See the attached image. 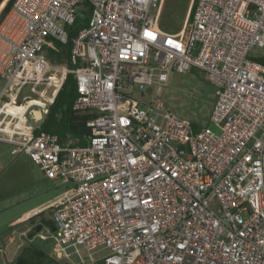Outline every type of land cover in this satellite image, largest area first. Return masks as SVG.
I'll list each match as a JSON object with an SVG mask.
<instances>
[{
	"label": "built area",
	"instance_id": "2783aa9c",
	"mask_svg": "<svg viewBox=\"0 0 264 264\" xmlns=\"http://www.w3.org/2000/svg\"><path fill=\"white\" fill-rule=\"evenodd\" d=\"M164 1L14 0L0 22V141L72 184L37 235L57 259L264 264V63L250 55L264 50V0H191L173 32ZM55 41L69 43L62 61ZM191 70L215 88L217 131L156 96ZM69 73L88 115L80 145L40 129Z\"/></svg>",
	"mask_w": 264,
	"mask_h": 264
},
{
	"label": "rangeland",
	"instance_id": "374dc122",
	"mask_svg": "<svg viewBox=\"0 0 264 264\" xmlns=\"http://www.w3.org/2000/svg\"><path fill=\"white\" fill-rule=\"evenodd\" d=\"M190 5L191 0H165L159 18L161 27L172 32L178 31L183 25ZM1 9L2 7L0 11ZM250 55L264 58V50L254 48L250 52ZM1 86L2 80L0 79V88ZM214 89V86L206 81L203 78L202 72L198 70L183 72L173 71L168 81L158 90L156 96L163 101L169 110L174 111L179 116L187 118L200 126L209 125L213 130L217 131V129L209 123V116L215 102ZM138 95H140V92ZM145 99L147 100L148 98L145 97ZM21 155L22 159L26 158L24 152L21 153ZM14 160L15 159L12 158L10 162H14ZM14 166L15 164H11L8 169L3 168L0 170V183L5 180L7 174ZM35 169H38V167H35ZM15 181L14 186L9 185L8 189L11 190V192L7 195V201L4 200V202L0 203V220H3L5 216L10 220L15 212L19 211L17 209L21 207L22 203H25V205H34L56 194L63 193V191L72 185L70 182L63 183L49 179L38 181V185H36V183L30 182L26 180V178L24 179V176L22 179L16 176ZM52 213V208L45 209L42 214L32 219L33 222H35L34 225L38 224L40 217L45 220H52ZM25 223L27 224L30 222L25 221ZM33 233H36V231L33 230ZM34 239L32 242L28 243L43 251H50L52 247V241L50 239L41 240L38 237ZM100 255L101 252L95 253L96 258ZM84 258V256L80 257L73 254L70 261L61 260V262L64 264H81L80 262H84V260L81 259ZM87 263L88 262H84L82 264ZM0 264H2V262H0Z\"/></svg>",
	"mask_w": 264,
	"mask_h": 264
},
{
	"label": "crops",
	"instance_id": "0c3cea01",
	"mask_svg": "<svg viewBox=\"0 0 264 264\" xmlns=\"http://www.w3.org/2000/svg\"><path fill=\"white\" fill-rule=\"evenodd\" d=\"M11 149V144L5 141H0V170L3 168L8 169L11 164H15V166L7 174L5 180L0 183V203L4 202V200L7 201V195L11 192V190L8 189L9 185L14 186L16 176L20 179L24 176V179L26 178V180L36 183V185H38V181H45L49 179L25 153L26 158L22 159L21 153L23 152L13 154ZM12 158L15 159L14 162H10ZM35 167H38V169H35ZM53 181L60 182L58 180ZM61 194L62 193L56 194L53 197L48 198L45 201L35 203L34 205H25V203H22L21 207L17 209L19 211L15 212L10 220H8L6 216L3 220H0V262H2V264H13L17 255L25 246H33L28 242H32L35 237H38L37 235L40 231L53 229V224L51 226L43 224L46 220L42 217H40L38 220L39 222L36 225H34L35 222H33L32 219L42 214L44 210L47 209L45 206L53 202ZM25 221H29L30 223L26 224ZM39 224L43 225L39 230H36L35 227ZM32 230H35L36 233H33ZM46 253H48L55 260L61 261V259H57L51 255V249Z\"/></svg>",
	"mask_w": 264,
	"mask_h": 264
},
{
	"label": "trees",
	"instance_id": "16d2710c",
	"mask_svg": "<svg viewBox=\"0 0 264 264\" xmlns=\"http://www.w3.org/2000/svg\"><path fill=\"white\" fill-rule=\"evenodd\" d=\"M3 0H0V4ZM14 0H7L5 5L0 11V22L4 19L6 14L12 7ZM86 17H78L74 24L70 26V36L75 31L84 26ZM55 49H50L48 53L56 61H62L66 56V48L69 47V43L62 45L55 41ZM257 59L264 63L263 57H257ZM193 71V70H191ZM78 95L76 79L72 73H69L64 81L61 89L56 95L53 103L49 106L48 113L44 118L40 129L56 134L60 142H64L66 135L69 134L77 141V144L86 143V138L90 132L86 126V120L88 115L77 113L73 109V102ZM194 127L200 125L193 123ZM33 231V230H32ZM68 262V261H67ZM102 264V261L98 259L96 262L88 264ZM13 264H64L61 261H57L52 258L48 253L33 247L25 246L17 255Z\"/></svg>",
	"mask_w": 264,
	"mask_h": 264
},
{
	"label": "water",
	"instance_id": "95a60500",
	"mask_svg": "<svg viewBox=\"0 0 264 264\" xmlns=\"http://www.w3.org/2000/svg\"><path fill=\"white\" fill-rule=\"evenodd\" d=\"M43 224H44V225L46 224V225H50V226H51V225L53 224V221L49 219V220H46ZM43 224H39V225H37V226L35 227V229H36V230H39V229L42 227Z\"/></svg>",
	"mask_w": 264,
	"mask_h": 264
},
{
	"label": "bare ground",
	"instance_id": "6f19581e",
	"mask_svg": "<svg viewBox=\"0 0 264 264\" xmlns=\"http://www.w3.org/2000/svg\"><path fill=\"white\" fill-rule=\"evenodd\" d=\"M5 2H6L5 0H3V1L1 2V4H0V8L3 7V6L5 5ZM35 114H37V115L39 116V112H36Z\"/></svg>",
	"mask_w": 264,
	"mask_h": 264
}]
</instances>
